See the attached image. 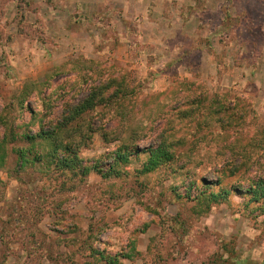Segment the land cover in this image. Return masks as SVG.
Wrapping results in <instances>:
<instances>
[{
	"label": "rangeland",
	"instance_id": "1",
	"mask_svg": "<svg viewBox=\"0 0 264 264\" xmlns=\"http://www.w3.org/2000/svg\"><path fill=\"white\" fill-rule=\"evenodd\" d=\"M57 68L62 75L43 95L64 91L75 102L85 94L77 76L116 79L110 87L131 96L124 104L135 108L132 124L151 128L141 148L168 130L167 115L146 120V110L157 111V102L165 109L185 89L250 103L255 120L245 130L264 138V0H0V117H16L7 106L24 83H43ZM120 122L110 113L97 124L114 129ZM218 127L189 135L170 167L136 175L133 161L122 189L95 171L83 185L67 171L18 167L19 143L8 144L0 168V264H264V218L251 216L243 196L231 194L208 211L189 200L203 180L221 178L230 188L264 171L263 152L256 166L231 174L234 137L217 138ZM107 151L94 135L80 150L82 165Z\"/></svg>",
	"mask_w": 264,
	"mask_h": 264
},
{
	"label": "trees",
	"instance_id": "2",
	"mask_svg": "<svg viewBox=\"0 0 264 264\" xmlns=\"http://www.w3.org/2000/svg\"><path fill=\"white\" fill-rule=\"evenodd\" d=\"M70 65L77 69L81 62ZM57 69L43 83L33 80L24 83L13 103L7 106L8 110H14L15 107L17 116L12 120L0 117V125L4 127V134L0 139V168L5 164L7 145L19 143L15 150L18 167L36 166L39 171H52L58 175L67 171L73 177L78 176L83 185L86 184L90 171H95L102 181H115L114 186L122 189L121 181L129 178L128 169L132 163L140 164L132 171L136 175H148L166 165L170 167L179 156L178 150L187 145L189 135L195 138L203 131L211 133L214 125H218L222 131L217 138L224 133H230L228 135L234 137L227 146L234 154L230 162L233 167L231 174L239 173L243 167L250 170L257 165L264 152V138H256L253 129L245 130L250 125L253 126L252 121L255 120L250 103L237 98L221 100L220 94L207 100L202 94L196 96L187 89L183 96L175 98L165 109L158 110L160 103L157 102V111L151 112V108L146 110L143 116L146 120H150V116L167 115L168 130H163L157 143L141 148L140 142L148 137L151 128L132 124L131 121L137 113L135 108L128 110L124 104L131 96L122 91L119 84L114 85L116 90L110 87L111 82H117L116 79L109 76L107 82L103 83L100 82V76H77L75 83L83 89L85 96L74 102L68 100L64 91L53 90L47 96L43 95V87L62 75L60 68ZM97 79L100 82L98 84ZM184 85L193 86L192 83ZM32 96H35L36 102L31 99ZM204 102L207 103L204 105ZM147 104L148 101L145 100L144 106ZM110 113L121 119L120 126L107 129L102 124H97ZM25 114L27 119L23 120ZM182 132L184 136H179ZM96 134L108 151L92 165L83 166L80 150L86 149ZM237 135H242L243 138ZM190 145L195 147L194 142ZM241 180L242 182L231 184L230 188L223 184L221 178H217L214 183L203 180L202 188H198L201 190L199 194L189 197V200L195 201L197 206L203 205L208 211L212 204L227 200L231 194H238L245 198L247 205L252 206V217L257 215L264 218V171ZM185 191L187 196L190 187ZM133 247L134 244L132 249ZM109 263L116 262H107Z\"/></svg>",
	"mask_w": 264,
	"mask_h": 264
}]
</instances>
